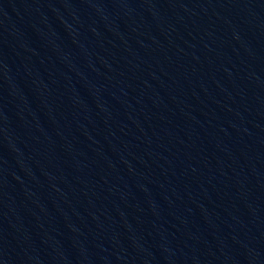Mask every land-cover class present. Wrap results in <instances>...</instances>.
<instances>
[{"label": "water", "instance_id": "1", "mask_svg": "<svg viewBox=\"0 0 264 264\" xmlns=\"http://www.w3.org/2000/svg\"><path fill=\"white\" fill-rule=\"evenodd\" d=\"M0 264H264V0H0Z\"/></svg>", "mask_w": 264, "mask_h": 264}]
</instances>
